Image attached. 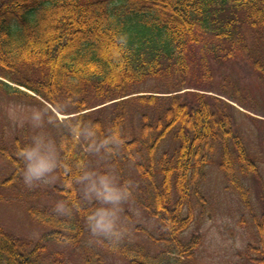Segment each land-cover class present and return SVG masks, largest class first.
I'll return each mask as SVG.
<instances>
[{"label": "trees", "instance_id": "trees-1", "mask_svg": "<svg viewBox=\"0 0 264 264\" xmlns=\"http://www.w3.org/2000/svg\"><path fill=\"white\" fill-rule=\"evenodd\" d=\"M249 34H264V0H0V85L8 91H21L9 84L15 82L63 113L60 99L72 100L77 111H84L88 109L85 95L89 90L108 103L129 98L133 86L163 73L180 72L183 84L195 62L201 65L202 80L211 81L210 59L224 62L236 58L248 47ZM253 63L264 80V64ZM182 95H136L142 105H155L162 97L168 98L170 105L156 124H150L144 114L141 137L131 140L122 132L123 104L128 98L119 100L120 111L111 122V131L119 129L124 157L135 163L148 183L150 199L143 207L166 233L169 251L189 254L196 239L186 246L181 243L179 236L192 221V213L184 216L183 210L189 204L192 186L199 193L197 185L204 178L214 142L222 143L223 167L243 196L247 191L233 169L228 141L234 143L240 163L257 175L258 167L240 137L227 128L231 125L229 101L219 93ZM66 122L68 127L59 137L61 194L82 217L92 208L79 194L75 177L86 169L88 154L73 131L72 119ZM78 122H84L83 114ZM91 125L98 126L100 138L109 135L104 133L101 120ZM171 134L178 147L158 157L161 143ZM139 144L144 145L147 155L139 157L134 152ZM108 152L117 158L114 147ZM6 156L14 160L11 154ZM157 175L163 177L160 183ZM244 200L249 203L248 198ZM73 201L79 208H72ZM38 217L54 228L31 251L0 226V264H45L41 255L46 242L73 244L80 237L81 231L74 235L63 231L74 232V226L67 228L66 220L62 224L55 214L40 213ZM113 248L120 250L119 246ZM121 251L128 254V248ZM129 255L132 264H148L133 250Z\"/></svg>", "mask_w": 264, "mask_h": 264}, {"label": "rangeland", "instance_id": "rangeland-1", "mask_svg": "<svg viewBox=\"0 0 264 264\" xmlns=\"http://www.w3.org/2000/svg\"><path fill=\"white\" fill-rule=\"evenodd\" d=\"M247 43L248 47L242 49L234 59L224 62L210 59L213 72L211 81L202 80L201 65L195 62L186 83L182 84L180 72L163 73L136 84L129 98H121H128L123 104L125 121L122 127L128 140L141 137L144 114L148 115L147 121L150 124H156L170 105V100L165 97L155 105H142L136 100V95L219 93L232 104V107L228 106L231 125L227 128L244 143L247 153L257 164L258 175L248 165L238 161L236 147L231 140L228 141V150L234 161L233 169L247 191L243 196L229 181L223 167L222 143L214 142L208 153L210 160L204 168V178L197 185L200 194L192 186L189 204L183 210L184 216L192 213V221L179 237L185 246L196 239V247L191 253L178 256L179 251H169L170 247L164 241L166 233L158 220L143 207L150 199L148 183L141 178L135 163L124 157L126 151L121 144L118 148L114 147L117 157L114 159L104 149L100 153L90 151L92 140L79 137L81 148L88 154L85 170L112 173L120 184L130 189L129 198L121 205L124 235L118 241L93 235L86 216H79L75 210L63 215L55 210L58 201H65L61 194L60 166L49 183L41 181L32 186L24 183V161L20 151L38 131L30 122L34 107L47 110L43 130L55 140L59 160V137L68 127L67 118L72 119L73 125L78 122L80 114H83V123L91 124L94 120H101L104 133H111V122L120 111L118 101L121 99L103 103V98L92 90L85 95L88 109L84 111H77L78 105L74 101L60 99L59 104L65 111L63 113L56 105L15 82L9 84L21 91H8L0 85V226L21 240L28 251L35 248L43 236L54 228L38 217L40 213L55 214L62 224L66 220L67 228L74 226V232L66 228L63 230L67 234L74 235L75 231L76 234L81 231L80 237L73 244L46 242L47 248L41 255L45 264L56 259L61 261L62 258L63 264H132L129 255L132 250L138 257H144L148 264H264V80L253 63L260 61L264 64V34L259 37L249 34ZM22 73L26 74L25 71ZM29 81L33 82V79ZM49 115L56 118L55 123L47 122ZM177 147L178 142L171 134L161 143L157 156L161 157L164 151L172 153ZM134 152L139 153V157L147 155L143 144H139ZM6 154H11L14 160ZM156 179L160 183L163 177L157 175ZM7 180L8 183H5ZM79 194L92 211L103 206L101 201L86 198L80 183ZM246 198L249 203L245 202ZM113 245L119 246L120 250L113 248ZM123 247L128 248V254L122 253Z\"/></svg>", "mask_w": 264, "mask_h": 264}, {"label": "clouds", "instance_id": "clouds-1", "mask_svg": "<svg viewBox=\"0 0 264 264\" xmlns=\"http://www.w3.org/2000/svg\"><path fill=\"white\" fill-rule=\"evenodd\" d=\"M46 113V109L36 107L32 109L30 122L32 127L38 131L31 136L30 143L20 151L24 161L22 178L28 186L41 181L51 182L60 163L59 149L55 140L43 130ZM55 121V117L47 116L48 123H55ZM73 131L77 137L92 140L90 151L95 153H100L102 149L111 151L113 147L118 148L123 142L118 128L99 139H97L99 128L95 125L77 122L73 125ZM75 179L82 185L86 198L101 201L103 205L95 208L86 216L91 233L98 237L118 241L124 235L120 212L121 205L130 196L129 187L120 184L114 174L98 173L94 169L84 170ZM72 208H79V203L73 201ZM55 210L63 215L68 214L72 209L67 202L61 200L56 203Z\"/></svg>", "mask_w": 264, "mask_h": 264}, {"label": "flooded vegetation", "instance_id": "flooded-vegetation-1", "mask_svg": "<svg viewBox=\"0 0 264 264\" xmlns=\"http://www.w3.org/2000/svg\"><path fill=\"white\" fill-rule=\"evenodd\" d=\"M181 255H182V256H183V255H187V253H180V252H179V255H178V256H181Z\"/></svg>", "mask_w": 264, "mask_h": 264}]
</instances>
